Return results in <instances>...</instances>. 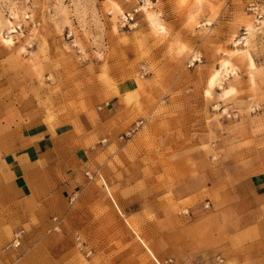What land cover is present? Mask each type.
Segmentation results:
<instances>
[{"label": "rangeland", "instance_id": "374dc122", "mask_svg": "<svg viewBox=\"0 0 264 264\" xmlns=\"http://www.w3.org/2000/svg\"><path fill=\"white\" fill-rule=\"evenodd\" d=\"M148 1L163 35L145 0H0V19L21 27L12 48L0 41V264L252 262L235 235L264 221L252 184L264 172V0ZM248 25L256 69L233 61L237 76L223 81L233 93L207 96ZM62 133L100 154L60 179L80 185L64 193V224L34 215L3 163ZM103 151L115 155L101 171L122 217L95 185Z\"/></svg>", "mask_w": 264, "mask_h": 264}, {"label": "crops", "instance_id": "0c3cea01", "mask_svg": "<svg viewBox=\"0 0 264 264\" xmlns=\"http://www.w3.org/2000/svg\"><path fill=\"white\" fill-rule=\"evenodd\" d=\"M104 126H106L105 123ZM63 134L65 133L56 134L55 136L50 135L47 140L46 137H44L40 144L37 146L34 145L32 149L23 150L5 157L3 163L7 168L11 187L15 191L17 198L21 201H25V204L32 207L34 215L41 211L43 218L46 219L52 212L54 216L62 220L61 222L64 224L66 217L69 216L66 213V199L70 197V193L74 188H78L80 185L78 186L73 181H70L68 184L63 182L60 183V179L64 180L68 173L74 175L75 172L81 175L83 171L87 172L88 169L92 170V167H89L90 160L93 158L98 159L100 154L98 152L93 153L82 147L84 142L82 139H78L77 143L80 145L75 149V140H72L71 137L65 138L61 136ZM103 152L104 155H106L101 156L104 168H96L98 171L96 176L99 179L96 181L95 185L104 191L101 180L104 182L105 180L102 178V174L108 164H113L115 155H113L114 153L112 155H107L106 151ZM105 184L107 186L106 182ZM252 184L256 191H263L260 196L264 197V172L253 176ZM64 193L67 194V197ZM105 196L117 211V205L115 206L113 204L106 193ZM111 196L115 201L114 196L112 194ZM2 202L3 196L0 194V203ZM55 204H58L59 209H53ZM120 213L118 214L122 217ZM56 218H53L54 221ZM205 236L208 238L211 237L207 231L205 232ZM235 237L244 238V240H246L245 244L249 245L244 249L250 252L247 254V257L249 256L252 260L250 264H264V221L258 223L257 226L251 227L248 232L243 231L237 233ZM224 264H228L226 259L224 260ZM241 264L245 263L242 262Z\"/></svg>", "mask_w": 264, "mask_h": 264}, {"label": "bare ground", "instance_id": "6f19581e", "mask_svg": "<svg viewBox=\"0 0 264 264\" xmlns=\"http://www.w3.org/2000/svg\"><path fill=\"white\" fill-rule=\"evenodd\" d=\"M24 9H25L24 7H20L16 11L12 10L11 11L12 17H16L17 13H20ZM141 10L144 13V16L146 18V21H147L149 27L151 28V30H153L155 32V34L163 35L166 33V30L162 26V24H160V21L158 20L157 15L151 11V4L149 3L148 0H145L144 6L141 7ZM111 13L113 15H117V14L121 13V10L118 6L112 5L111 6ZM209 23H210L209 21H206V24L203 26L204 27L209 26L210 25ZM11 26H12V23L9 20L3 21L0 19V41L3 45H5L8 48H12L15 44L12 40L13 36H9L10 32L13 31ZM3 29H6V31H9L8 33H5V35H6L5 37L1 35V32L3 31ZM253 34H254V27L252 25L246 26V33H245L246 36L241 39L243 41V46H242L243 49H237V50L233 51L232 53H225L224 54V56H223L224 58H222L219 61V69L212 72L210 74L208 80H207V91H206L207 96H211V91L215 87L219 88V90L222 92L223 97H227L233 93L234 90L231 87H227V89H225L223 87V81L226 80L227 78H229V76H232V77L237 76V69L233 65V63H232L233 61L245 62L247 67L251 71L256 69L254 61H253V59L249 53L250 39L252 38ZM237 45L238 44H235V46H237ZM250 82L253 83V80L250 79ZM101 183H102V186L104 188L105 193L110 198V200L113 202V204L116 206L115 201L112 198L111 193H110L108 187L106 186L105 182L103 180H101ZM117 211H118V213H120L118 208H117ZM140 242H142V241L140 240ZM146 250L148 251L149 254H151V252L148 249H146Z\"/></svg>", "mask_w": 264, "mask_h": 264}, {"label": "built area", "instance_id": "2783aa9c", "mask_svg": "<svg viewBox=\"0 0 264 264\" xmlns=\"http://www.w3.org/2000/svg\"><path fill=\"white\" fill-rule=\"evenodd\" d=\"M25 20H26V21L28 20V16H25ZM121 20H122L123 22H125V23H127V22H132V21L134 20V15H133V14H124V15L122 16ZM20 28H21V27H16V28L12 29L13 31H11L10 33H17V31H20ZM207 207H208V205L205 206V208H207ZM21 240H22V232H19V233H17V234L15 235V237H14V239H13V241H12V246H13L14 248L19 247V246H20V243H21ZM215 262H216L217 264H224L223 259L220 258V257H217V258L215 259Z\"/></svg>", "mask_w": 264, "mask_h": 264}]
</instances>
